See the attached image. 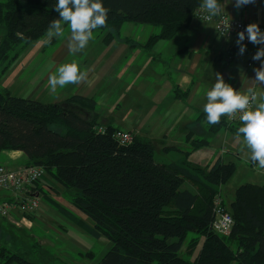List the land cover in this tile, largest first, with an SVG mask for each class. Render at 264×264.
I'll use <instances>...</instances> for the list:
<instances>
[{"label": "trees", "instance_id": "trees-1", "mask_svg": "<svg viewBox=\"0 0 264 264\" xmlns=\"http://www.w3.org/2000/svg\"><path fill=\"white\" fill-rule=\"evenodd\" d=\"M55 2L0 0V73L58 18ZM201 2L103 0L110 12L106 27L98 29L105 31L103 41L109 42L118 37L125 22L151 25L157 31L144 44L150 47L174 37L195 17ZM94 107L92 97L73 94L48 103L15 96L0 86V152L21 151L26 166L42 167V177H49L63 191L75 190L70 201L92 225L75 219L46 191L43 197L93 238L103 236L111 242L96 264H264V183L247 182L235 188L228 207L233 219L230 233L219 234L211 227L213 200L235 164L216 160L202 167L188 161L189 150L181 151L177 160L157 162L152 138L129 132L130 141L120 143L114 137L120 129L101 125ZM198 119L206 120L207 133L191 141L193 149L207 145L222 127L235 133L240 127L238 120L225 117L209 125L205 113ZM189 233L193 235L189 246L203 239L192 260L179 255ZM230 242H236V250ZM0 264L39 263L1 246Z\"/></svg>", "mask_w": 264, "mask_h": 264}, {"label": "crops", "instance_id": "crops-1", "mask_svg": "<svg viewBox=\"0 0 264 264\" xmlns=\"http://www.w3.org/2000/svg\"><path fill=\"white\" fill-rule=\"evenodd\" d=\"M219 2L225 4L226 0ZM225 11L232 18L264 25V0L240 9L232 0ZM64 28V35L53 38L51 43L45 42L46 33L29 43L0 73V86L15 96L19 92L20 97L48 103L61 102L73 94L92 97L101 125L152 138L155 143L163 145L160 150L167 149L164 152H168V162L179 159L181 151L189 150L188 161L202 167L210 166L216 160L234 163L235 171L227 180L233 189L247 182L264 183V171H258L251 163L243 137H237L228 127L220 128L209 138L207 145L191 147L192 140L206 136V120L198 117L204 113L206 92L214 84L216 72L221 73L236 90L254 88L257 93L262 91L251 80L255 76L253 69L260 64H247L249 45L246 54L238 56L234 38L217 36L214 21L193 17L174 37L157 40L150 47L144 44L157 31L151 25L125 22L118 37L109 42L103 41L105 31L97 29L86 49L72 55L68 48L70 31L67 25ZM29 53L33 57H27ZM73 59L81 70L91 69L86 82L78 86H58L52 93L48 85L49 75ZM18 81L20 88L16 86ZM233 120H238L236 124L241 126L238 116ZM25 160V155L19 150L0 152V164L10 170L26 167ZM184 185L193 190L188 182ZM45 191L49 196L51 191L55 194L64 192L63 187L49 177L17 195L0 187V201L11 205L7 216L0 215V247L8 248L9 238H20L23 234L32 239L37 236L39 243L45 244L44 241L50 240L40 235L44 227L46 231L60 233L49 225L43 216L45 211L37 209L27 215L20 207V198L34 197L38 200Z\"/></svg>", "mask_w": 264, "mask_h": 264}, {"label": "clouds", "instance_id": "clouds-1", "mask_svg": "<svg viewBox=\"0 0 264 264\" xmlns=\"http://www.w3.org/2000/svg\"><path fill=\"white\" fill-rule=\"evenodd\" d=\"M232 0L221 4L219 0H202L199 5L204 13V19L213 20L225 13V8ZM257 0H234V6L240 9L248 4H255ZM54 11L58 18L50 21L46 31V43H51L53 38L64 35V25H67L68 48L72 55L83 52L90 40L94 38V30L106 27L110 9L105 7L103 0H56ZM227 13V12H226ZM229 17V15H228ZM229 22L222 25L219 33L224 36L230 30ZM260 46L252 56L254 61H260V66L253 69L255 76L251 79L262 91L257 93L254 88L244 91L236 90L227 83L223 75L215 73V82L206 92V103L203 112L209 125H216L221 118L227 116L230 120L239 118L241 126L237 129L236 136L243 137V143L249 150V159L256 165L258 171H264V31L258 23H249L244 30L237 33L236 45L238 54L246 52L247 45L244 41ZM91 69L81 70L77 61L61 64L55 74L48 77L50 91L55 93L57 87L67 85H80L86 82Z\"/></svg>", "mask_w": 264, "mask_h": 264}, {"label": "rangeland", "instance_id": "rangeland-1", "mask_svg": "<svg viewBox=\"0 0 264 264\" xmlns=\"http://www.w3.org/2000/svg\"><path fill=\"white\" fill-rule=\"evenodd\" d=\"M38 46L36 48H38ZM32 53H29L27 57H33L31 56ZM17 85L19 88L21 87L19 81L16 83V86ZM17 96H21V93L18 92ZM157 143H155L156 150L154 159L157 162H168V152L165 153L160 150L163 145ZM43 180L44 176L41 178V181ZM234 190L235 189H233V186L230 185L229 182L221 187V197L227 208L233 200ZM74 194L75 190L72 189L64 190V192L60 194H55L52 191L50 192V196L61 206L71 211L76 218L92 225V220L71 204L70 199ZM38 202V209L40 211H45L43 216L46 218L49 225L55 227L60 233L55 234L46 231L45 227L39 224V226L44 227V231L40 232V235L47 237L46 239L50 241L46 240L44 241L45 244H40L37 236L35 239H32L30 236L23 234L20 238L15 237L8 239L7 242L10 251L20 254V256L28 261L39 264H96L110 248L111 242L107 238L103 236L99 239L93 238L71 217L63 213L59 208L48 203L42 196L38 198ZM192 237V233H189L179 251L180 256L191 260L198 254L203 240L202 238L198 239L196 244L192 247L188 245ZM230 247L233 251L236 250V242H230Z\"/></svg>", "mask_w": 264, "mask_h": 264}, {"label": "built area", "instance_id": "built-area-1", "mask_svg": "<svg viewBox=\"0 0 264 264\" xmlns=\"http://www.w3.org/2000/svg\"><path fill=\"white\" fill-rule=\"evenodd\" d=\"M194 16L203 21H209L203 18L204 13L200 9V7H197L195 9ZM229 17L228 15L223 13L221 17L214 18L213 20H211L214 21L215 23V31L217 36L223 38L231 37L236 40L237 33L239 31L244 30L249 23H257V22L244 21L241 19L230 17L231 27L229 32L228 33L225 32L224 36H220L219 33L223 30L222 25L224 23L229 22ZM258 24L261 31H264V25L260 23ZM244 43L250 46V50L247 53L248 56L247 64L249 66L254 63L260 64V61H254L252 59V56L260 46L249 43L247 39L244 41ZM245 54L246 53H244L243 55ZM237 55L243 56V55H239L238 52ZM99 131L103 132L104 129L100 127ZM114 137L120 143H127L131 139V134L127 131L117 130L114 134ZM42 174H43V168L40 166H26L20 170H10L7 169L4 165L0 164V187L6 191L13 192L14 194L17 195L18 193H21L31 185H34V183L42 177ZM19 203L21 209L29 214L34 213V211H36L39 208V202L34 197L20 198ZM10 207L11 205L8 202L0 201V215L3 217L7 216ZM213 213H214V218L211 223L212 229L222 235L229 234L233 224V219L231 213L224 204L222 197L220 195H217L213 200Z\"/></svg>", "mask_w": 264, "mask_h": 264}]
</instances>
